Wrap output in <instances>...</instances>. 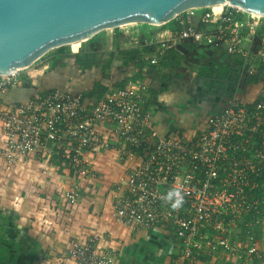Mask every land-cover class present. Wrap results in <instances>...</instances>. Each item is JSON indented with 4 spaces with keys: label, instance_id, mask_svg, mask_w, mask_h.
<instances>
[{
    "label": "built area",
    "instance_id": "1",
    "mask_svg": "<svg viewBox=\"0 0 264 264\" xmlns=\"http://www.w3.org/2000/svg\"><path fill=\"white\" fill-rule=\"evenodd\" d=\"M220 7L217 14L212 7L184 12L165 39L146 40L150 51L141 48L137 58L160 69L163 50L213 34L215 43L242 59L244 77L255 74V65L264 63V17L246 18L240 7ZM17 75L18 70L1 75L0 88L17 84ZM148 86L129 82L100 96L33 92L25 102L0 108L1 154L13 164L17 156L51 145L72 177L66 197L74 203L92 173L87 154L113 150L119 160H137L124 191L113 194V216L127 228L171 232L179 249L170 264H197L220 253L235 264L260 257L256 228L264 218V94L251 101L229 98L207 116L203 129L162 137L152 123ZM175 191L183 197L178 209L171 207L175 198L166 199ZM98 242L72 241L59 264H111L114 256Z\"/></svg>",
    "mask_w": 264,
    "mask_h": 264
},
{
    "label": "crops",
    "instance_id": "2",
    "mask_svg": "<svg viewBox=\"0 0 264 264\" xmlns=\"http://www.w3.org/2000/svg\"><path fill=\"white\" fill-rule=\"evenodd\" d=\"M172 28L169 24L159 30L162 37ZM209 48L212 60H230L221 56V46ZM51 62V58L44 60L35 70L26 71L29 77L25 79L18 72L17 84L0 88V108L25 102L36 91L91 92L100 83L107 92L129 83H120L128 75L125 68L105 79L99 69L82 71L64 61L50 71ZM198 67L184 70L191 80L179 78L178 69L158 70L156 66L138 75L136 81L149 85L150 114L159 136H188L203 129L207 116L218 112L229 98L251 101L264 94V70L246 82L236 65L225 79L198 78ZM4 145L0 128V264H59L72 241L93 238L114 256L111 264L171 263L179 249L171 232L127 228L113 216V194L124 191L127 173L137 160H119L115 151L102 148L89 152L92 173L80 184L76 201L70 203L66 192L72 188V177L51 145L17 156L13 164L1 154ZM256 234L260 257L246 264H264V218ZM224 257L222 253L208 256L197 264H235Z\"/></svg>",
    "mask_w": 264,
    "mask_h": 264
},
{
    "label": "water",
    "instance_id": "3",
    "mask_svg": "<svg viewBox=\"0 0 264 264\" xmlns=\"http://www.w3.org/2000/svg\"><path fill=\"white\" fill-rule=\"evenodd\" d=\"M224 3L264 17V0H0V76L103 30L164 25L190 9Z\"/></svg>",
    "mask_w": 264,
    "mask_h": 264
},
{
    "label": "rangeland",
    "instance_id": "4",
    "mask_svg": "<svg viewBox=\"0 0 264 264\" xmlns=\"http://www.w3.org/2000/svg\"><path fill=\"white\" fill-rule=\"evenodd\" d=\"M203 9L204 8L196 9V11L199 13ZM211 10L217 14L222 11V7L213 6ZM243 14V16L246 18H251L252 16L246 12ZM193 22L195 25H197L196 21ZM169 24H171L170 21L159 26L143 23L142 25L129 24L116 29L103 30L95 34L90 39L62 46V49H52L32 63V65L24 69H19L18 72L20 77L25 79V77H29V75L25 73L26 71H29L30 69L35 70V68H38L36 65L42 63L44 60L58 57L57 65L62 64L64 61L65 64H70L72 67L75 66L74 68H80L82 71L93 70L96 68L97 70H100V73L105 79L106 77L113 76V72L119 73L120 69L125 68V70H128V75L125 76L120 83H125V81L128 80L129 82H135L137 79H140L139 76L143 70H148L153 67L152 65L144 64L145 62L143 64L140 63L141 61L137 58L138 53L141 52V48L144 51H150L147 49L145 41L154 37L157 31L165 28ZM160 33L162 34L161 31H159V34ZM165 38L166 37H164V39ZM213 38V34H210L209 39H204L200 43H183L184 45L190 44L191 47L193 46V49H190V52H194L196 56L183 59L179 61V63L166 60V57L170 53L171 49L163 50V60L168 62L166 65L162 63L164 68H170L174 70L178 69L179 72H184V70L188 69L189 71H192V69L198 65L200 66L202 64L209 63L212 60L210 58L211 53L209 51V47L215 48L219 46L217 42H214ZM183 44H179L178 46ZM225 53V50L220 52L224 59H230V54ZM174 57L175 56H173V58ZM130 58L134 59V62H130L132 67L129 66L130 64H125V60H130ZM34 66L35 68H33ZM58 66L60 67L61 65ZM58 66H56L55 69L58 68ZM49 70H54V67L51 69L49 68ZM127 83L128 82H126V85Z\"/></svg>",
    "mask_w": 264,
    "mask_h": 264
},
{
    "label": "trees",
    "instance_id": "5",
    "mask_svg": "<svg viewBox=\"0 0 264 264\" xmlns=\"http://www.w3.org/2000/svg\"><path fill=\"white\" fill-rule=\"evenodd\" d=\"M184 13L178 15L177 18L173 19L172 21H170V23L172 24L173 27H176L178 24V19L183 15ZM243 15V14H242ZM241 15V16H242ZM139 25H142L141 23ZM116 29V28H115ZM163 38L161 33L159 34L158 32H156V35L154 36V38ZM161 37V38H160ZM195 48V46H194ZM58 49H62V47H59ZM148 49V48H147ZM190 49H193V46L191 47L190 44H183L177 47H174L171 49L170 53L167 55L166 60H171L174 61L176 63H179V61L186 59L188 57H195L196 54L194 52H190ZM149 50V49H148ZM173 56H175L173 58ZM57 59L58 57H54L52 58V62L49 64V68H53L56 66L57 64ZM134 62L133 58H130V60H125V64H130V62ZM143 64V62H140ZM168 62L164 61L163 64L166 65ZM234 65H236L237 67H242L243 65V61L242 59L237 56V55H231L230 60L224 63H220L214 60H211L209 63H205L202 64L198 67L197 71H196V77L198 78H212V79H225L230 73H232L234 71ZM255 74L252 75H247L245 77V81L246 82H250L251 80H255L259 74L264 70V63H258L255 65ZM179 78H182L184 80H191V76L187 73L184 72H180L178 74ZM95 90L88 92L89 95H102L106 88L104 86H102L100 83H97L95 85Z\"/></svg>",
    "mask_w": 264,
    "mask_h": 264
},
{
    "label": "clouds",
    "instance_id": "6",
    "mask_svg": "<svg viewBox=\"0 0 264 264\" xmlns=\"http://www.w3.org/2000/svg\"><path fill=\"white\" fill-rule=\"evenodd\" d=\"M175 198L174 202L171 204V207L173 209H178L183 204V197L179 194L178 191L175 192H169L166 199L167 200H173Z\"/></svg>",
    "mask_w": 264,
    "mask_h": 264
},
{
    "label": "bare ground",
    "instance_id": "7",
    "mask_svg": "<svg viewBox=\"0 0 264 264\" xmlns=\"http://www.w3.org/2000/svg\"><path fill=\"white\" fill-rule=\"evenodd\" d=\"M224 4H228V3H224ZM151 25H153V24H151Z\"/></svg>",
    "mask_w": 264,
    "mask_h": 264
}]
</instances>
